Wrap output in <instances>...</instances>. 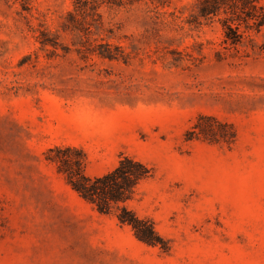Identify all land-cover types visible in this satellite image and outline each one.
Wrapping results in <instances>:
<instances>
[{"label":"rangeland","instance_id":"obj_1","mask_svg":"<svg viewBox=\"0 0 264 264\" xmlns=\"http://www.w3.org/2000/svg\"><path fill=\"white\" fill-rule=\"evenodd\" d=\"M73 1L0 0V264H264V25L226 49L218 19L187 24L194 0H145L102 5L83 35ZM103 43L124 57L83 53ZM199 115L235 141L187 140ZM58 145L90 177L150 169L127 207L154 243L67 185Z\"/></svg>","mask_w":264,"mask_h":264},{"label":"trees","instance_id":"obj_2","mask_svg":"<svg viewBox=\"0 0 264 264\" xmlns=\"http://www.w3.org/2000/svg\"><path fill=\"white\" fill-rule=\"evenodd\" d=\"M145 0H74L73 12H68L66 30L83 35L98 22V9L102 5L122 6ZM163 4V0H149ZM264 0H194L187 24L195 28L202 23L218 19L223 29V44L226 49L241 46L248 38L246 33L258 31L264 25ZM89 19V20H88ZM46 44L47 41H41ZM83 47V46H82ZM84 54L109 60L124 57L119 47L108 43L85 47ZM234 129L212 117L199 115L187 132V140L203 139L214 143L231 144L235 141ZM46 160L55 164L57 172L64 177L68 186L99 213L108 214L113 207L118 223L129 226L135 237L147 244L155 242L156 233L152 224L140 219L128 209L138 185L151 176L150 169L140 161L121 156L111 171L90 177L85 173V156L74 146H54L46 152Z\"/></svg>","mask_w":264,"mask_h":264}]
</instances>
